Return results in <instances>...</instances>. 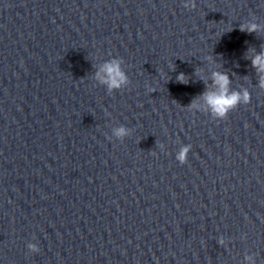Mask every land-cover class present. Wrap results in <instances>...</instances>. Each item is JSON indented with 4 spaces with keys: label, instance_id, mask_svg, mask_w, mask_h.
Returning a JSON list of instances; mask_svg holds the SVG:
<instances>
[{
    "label": "clouds",
    "instance_id": "9594fccd",
    "mask_svg": "<svg viewBox=\"0 0 264 264\" xmlns=\"http://www.w3.org/2000/svg\"><path fill=\"white\" fill-rule=\"evenodd\" d=\"M257 26L255 24L250 25L247 28V31H255ZM241 30H245L243 27ZM253 66L257 69L258 72L264 73V53L256 55L252 60ZM105 75L98 77L101 79V82L108 85L109 89H117L122 85L127 83V77L125 73L121 70L120 63L117 60L105 63L102 70ZM178 81L184 82L183 74H180L177 77ZM213 81L217 86V92H208L205 93L204 99L207 105L210 107L211 112L218 118H225L230 110L236 107L239 103L243 102L245 104L250 103L251 97L247 91H244L242 94L239 92L229 93L228 85L230 83L229 78L226 74L219 72L213 73ZM260 86L264 88V77L261 78ZM125 129L120 128L117 130V135H124ZM190 150V146H186L181 149L177 154V160L184 164L187 162V156ZM28 248L32 252H38L39 249L35 244H29Z\"/></svg>",
    "mask_w": 264,
    "mask_h": 264
}]
</instances>
